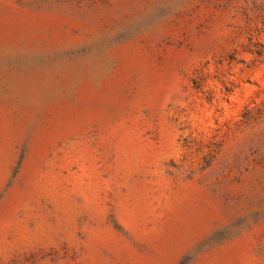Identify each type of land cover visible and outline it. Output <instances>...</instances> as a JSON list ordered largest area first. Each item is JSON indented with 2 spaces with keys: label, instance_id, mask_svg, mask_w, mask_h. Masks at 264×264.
Masks as SVG:
<instances>
[{
  "label": "rangeland",
  "instance_id": "374dc122",
  "mask_svg": "<svg viewBox=\"0 0 264 264\" xmlns=\"http://www.w3.org/2000/svg\"><path fill=\"white\" fill-rule=\"evenodd\" d=\"M0 264H264V0H0Z\"/></svg>",
  "mask_w": 264,
  "mask_h": 264
}]
</instances>
